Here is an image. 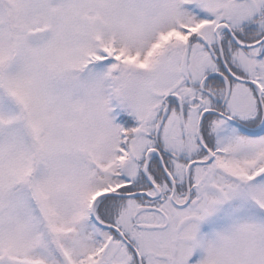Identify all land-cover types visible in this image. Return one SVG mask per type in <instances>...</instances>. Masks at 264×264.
I'll use <instances>...</instances> for the list:
<instances>
[{
    "label": "snow or ice",
    "instance_id": "6c2138e0",
    "mask_svg": "<svg viewBox=\"0 0 264 264\" xmlns=\"http://www.w3.org/2000/svg\"><path fill=\"white\" fill-rule=\"evenodd\" d=\"M0 264H264V0H0Z\"/></svg>",
    "mask_w": 264,
    "mask_h": 264
}]
</instances>
